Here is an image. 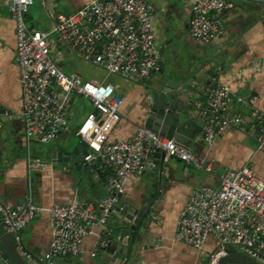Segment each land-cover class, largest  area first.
I'll return each mask as SVG.
<instances>
[{
	"label": "crops",
	"instance_id": "crops-1",
	"mask_svg": "<svg viewBox=\"0 0 264 264\" xmlns=\"http://www.w3.org/2000/svg\"><path fill=\"white\" fill-rule=\"evenodd\" d=\"M89 1L34 0L25 22L31 29L50 31L54 15L72 13ZM146 1L154 10L153 28L160 70L145 83L106 76L61 48L54 34L50 36L54 43L50 55L55 59V51H61L62 59L56 63L65 74L77 73L86 81H104L113 86L122 103L120 121L112 129L110 141L128 140L138 127L144 126L151 102L150 87L157 86L159 73L163 71L180 82L173 89L183 93L179 102L188 109L181 112L176 137L172 139L195 156L211 161V171L188 167L163 154H157L158 158L152 154L144 174L128 182L121 198L123 205L137 211L145 209L140 228L128 237V252L132 249L129 258L121 256L119 262L104 251L92 257L90 254L102 231L96 226L94 234L82 241L81 256L53 259L52 264H107L109 261L118 264H209V254L214 248L211 237L200 250L174 239L178 214L190 193L202 186L217 187L220 173L237 170L244 164L264 179V150L257 147L256 125L251 114L253 107L264 112V0H228L233 4L232 9L216 17L222 34L207 43L194 40L187 31L190 8L196 0ZM8 3L9 0H0V204L13 208L23 203L27 195L33 204L44 207L100 199L112 184L111 171L103 169L96 173L93 168V172L87 174L82 166L78 169L73 163L66 165L52 158L53 150L63 147L64 139L75 136L76 128L92 111L87 100L88 110L78 114L70 107L74 97L69 98V125L53 141L41 144L24 138L14 23ZM254 65L257 70L253 69ZM209 73H214V77ZM187 81V88L183 89L181 85ZM200 82L204 85L200 86ZM214 83L229 87L232 99L228 112L240 117L242 123L237 128L224 130L211 145H206L202 140L204 117L192 104L201 98L204 86ZM250 100H253L252 105ZM32 160L43 162V169H30L28 164ZM105 225L112 230L109 246H117L118 219L110 217ZM17 235L30 254L48 262L44 257L51 241L47 214L31 221ZM0 264H6L1 256Z\"/></svg>",
	"mask_w": 264,
	"mask_h": 264
},
{
	"label": "built area",
	"instance_id": "built-area-1",
	"mask_svg": "<svg viewBox=\"0 0 264 264\" xmlns=\"http://www.w3.org/2000/svg\"><path fill=\"white\" fill-rule=\"evenodd\" d=\"M34 0H9L8 11L14 23L15 56L21 93L20 115L26 141L47 144L69 125L68 100L79 97L92 107L74 135L87 147L84 160L99 172L108 169L113 175L108 195L92 201L54 204L49 207L32 203L29 195L23 203L10 208L0 204V225L8 235H17L31 221L47 214L51 241L44 256L53 259L76 258L83 254L82 241L99 235L91 256L110 245L112 230L106 221L117 195H123L128 182L139 178L149 166L152 154H163L184 165L211 171V161L195 156L177 145L172 138L152 129L138 127L125 141H110L112 129L120 121L121 98L110 83L84 80L77 73H63L56 61L61 51L56 43L84 63L106 76H118L143 84L159 72L153 28L154 10L146 0H91L72 13H57L50 31L31 29L25 22ZM228 0H196L190 8L187 31L194 40L207 43L222 34L216 17L231 10ZM55 43V44H56ZM257 70V66H253ZM232 99L227 85L214 83L202 88V96L193 107L204 117L202 140L211 145L226 129L241 125L240 117L228 112ZM253 104V100H250ZM256 125L255 141L264 150V112L252 108ZM41 171L44 163L28 164ZM214 241L209 264H216L230 250L240 251L258 264H264V179L255 175L248 164L218 175L217 187L202 186L192 190L179 212L174 239L200 250L207 238ZM1 256V253H0Z\"/></svg>",
	"mask_w": 264,
	"mask_h": 264
},
{
	"label": "water",
	"instance_id": "water-1",
	"mask_svg": "<svg viewBox=\"0 0 264 264\" xmlns=\"http://www.w3.org/2000/svg\"><path fill=\"white\" fill-rule=\"evenodd\" d=\"M52 9V7H51ZM60 45L62 43L60 42ZM210 77H214V73H209ZM190 79H188L189 81ZM187 82L183 83L181 87L187 88ZM180 82H176L172 77H168L166 73H159L156 78L155 84L157 86L150 87V104L145 120V126L157 132L161 136L168 138L176 137V127L179 123L180 114L183 109H188L184 103L179 102L181 95L180 91H174L176 85ZM200 86L204 83L200 82ZM177 87V86H176ZM182 100V99H181ZM184 101V100H183ZM190 103V102H189ZM192 103V102H191ZM72 129V127L70 128ZM69 129V130H70ZM1 133V131H0ZM60 134V132H59ZM63 147L55 148L52 152V158H58L59 162L63 164L73 163L78 169L81 166L86 169L87 174L93 172V165L84 160L87 154V147L81 142L79 137L72 136L64 139ZM0 142H2L0 136ZM162 156V155H161ZM160 156V157H161ZM156 158L158 155L156 154ZM162 158V157H161ZM98 173V171H95ZM106 194H102L101 198L108 195V192L104 190ZM123 195H117L118 202L111 206V218L118 219L119 226L116 228L118 233V245L108 246L106 249L101 250L109 253L112 257L120 259L121 256L129 258L131 248H127L128 237L132 236L134 232H137L140 228L145 215H143L145 209L141 208L139 211L132 209L126 205H123L121 198ZM20 231L18 232V234ZM112 240V238H110ZM0 253L1 258L5 260L6 264H46L42 258H35L24 247L22 240L20 245H17L14 239V235H8L2 229L0 225ZM120 262V260H119ZM107 264H118L115 262ZM216 264H258L254 260L247 257L240 251L230 250L229 253L218 260Z\"/></svg>",
	"mask_w": 264,
	"mask_h": 264
},
{
	"label": "rangeland",
	"instance_id": "rangeland-1",
	"mask_svg": "<svg viewBox=\"0 0 264 264\" xmlns=\"http://www.w3.org/2000/svg\"><path fill=\"white\" fill-rule=\"evenodd\" d=\"M69 100L68 102H70ZM70 107H71V110H76L78 114H83L84 112L86 113V111L88 110L87 101L79 97H74L72 99V105Z\"/></svg>",
	"mask_w": 264,
	"mask_h": 264
}]
</instances>
